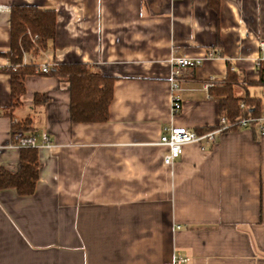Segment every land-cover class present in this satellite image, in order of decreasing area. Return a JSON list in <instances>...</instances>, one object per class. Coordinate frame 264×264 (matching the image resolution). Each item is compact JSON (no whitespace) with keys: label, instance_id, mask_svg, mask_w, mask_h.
Here are the masks:
<instances>
[{"label":"crops","instance_id":"0c3cea01","mask_svg":"<svg viewBox=\"0 0 264 264\" xmlns=\"http://www.w3.org/2000/svg\"><path fill=\"white\" fill-rule=\"evenodd\" d=\"M0 166L19 167L14 124L50 146L38 148L33 194L0 190V264H264V132L255 124L183 147L173 165L158 143L164 129L201 134L219 124V88L239 75L235 95L259 99L264 86V0H0ZM53 10L55 36L23 64L82 63L113 79L105 122L72 123L68 82L25 76L11 104L10 9ZM30 35V34H29ZM32 40V36L30 38ZM263 42V47L259 43ZM184 72L181 112L170 111L174 53L201 57ZM209 88V89H210ZM44 97L34 101L35 95ZM207 94L209 97H207Z\"/></svg>","mask_w":264,"mask_h":264},{"label":"trees","instance_id":"16d2710c","mask_svg":"<svg viewBox=\"0 0 264 264\" xmlns=\"http://www.w3.org/2000/svg\"><path fill=\"white\" fill-rule=\"evenodd\" d=\"M209 3L217 8L219 0H209ZM55 25L56 15L53 10L34 6L10 9V49L2 55L10 63L6 70L10 74L11 104L16 105L19 102L24 93L25 76L35 73L38 67L23 64V54L46 49L48 41L55 36ZM29 34L36 37V45L32 44ZM14 66L15 70L12 69ZM255 69L258 79L251 83L264 86V62L259 61ZM47 74L68 82L69 118L72 123H97L108 120V107L113 97L112 78L102 76L82 63L58 64ZM238 83L239 75L229 71L222 86L209 89L219 98L220 117L228 123L261 115L259 99L251 98L248 93L244 96L235 95V85ZM42 97L36 94L34 101H42ZM29 123L26 119L15 124L14 128L28 130ZM235 129L238 128H230ZM201 133L202 131L198 132ZM19 151V167L16 172H9L0 166V190L12 188L18 195L28 196L34 193L39 177L38 151L35 148H20Z\"/></svg>","mask_w":264,"mask_h":264},{"label":"built area","instance_id":"2783aa9c","mask_svg":"<svg viewBox=\"0 0 264 264\" xmlns=\"http://www.w3.org/2000/svg\"><path fill=\"white\" fill-rule=\"evenodd\" d=\"M3 7L0 6V10ZM36 37H32L31 41H34ZM259 47H263V42L259 43ZM219 53L217 51L206 52L204 56L199 57H189L186 55H180L174 53L170 58V74L168 77V87L170 94V111L173 115H177L181 112L182 103L179 96V91L181 90L180 83L182 81L184 72L188 69H193L199 66L203 60L206 58L218 57ZM256 63L255 67L258 66ZM10 67V63L8 68ZM16 66L12 67L15 70ZM52 70V68L47 64H41L35 69V73L47 74ZM214 85V78L210 77L203 83V89L208 92L209 88ZM207 97L209 95L207 94ZM241 107L243 105L241 104ZM255 124L258 126L259 132H264V119L259 116L257 118H244L237 122L228 123L222 117L219 118V124L214 130L208 131L203 134H198L188 128L184 127H171L169 129L165 128L164 132L161 134L158 143L167 148L166 153L163 155V163L165 165H173L176 159L182 154L183 147L194 143V142H205L210 144L217 132L236 127L238 129L247 128L250 125ZM15 125V124H14ZM42 141L38 143L36 138L20 129L14 130L12 133V146L15 148H41L50 146L49 137L46 133L41 135ZM187 258L176 253L173 256V264H186Z\"/></svg>","mask_w":264,"mask_h":264},{"label":"rangeland","instance_id":"374dc122","mask_svg":"<svg viewBox=\"0 0 264 264\" xmlns=\"http://www.w3.org/2000/svg\"><path fill=\"white\" fill-rule=\"evenodd\" d=\"M28 36H30V38H31V35H28ZM33 37V36H32ZM36 39L34 40V41H32V44H34V45H36ZM36 47V46H35ZM40 51V50H39Z\"/></svg>","mask_w":264,"mask_h":264}]
</instances>
